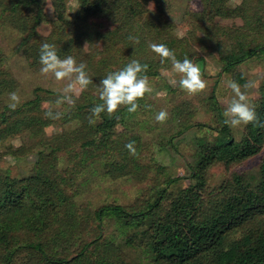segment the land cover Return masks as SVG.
I'll return each instance as SVG.
<instances>
[{
    "label": "trees",
    "instance_id": "obj_1",
    "mask_svg": "<svg viewBox=\"0 0 264 264\" xmlns=\"http://www.w3.org/2000/svg\"><path fill=\"white\" fill-rule=\"evenodd\" d=\"M80 1L74 21L83 25L74 24V36L63 38L61 30L66 23L72 28L71 20H50L47 35L39 30V24L49 21L46 0H0L2 24L19 29L20 46L33 68L39 71L42 67L40 47L47 42L55 46L60 57L71 55L77 63H85L92 79V84L74 97V107L56 105L60 89L37 86L32 96L24 97L12 110L8 98L11 92H18V80L8 67V56L0 53V264H264V159L257 171L235 172L218 185L212 186L207 174L208 167L217 162L239 163L261 152L264 127L249 124L236 136L224 123L215 93L210 107L217 133L213 138L194 139L197 152L187 163L189 174L185 177L191 181L185 187L170 189L176 180L173 178L149 191L145 188L130 203L116 200L96 206L92 220L98 233L90 237L86 226L79 228L82 232L74 228L58 233L50 228L48 211L55 206V192L67 172H96L95 165H103L100 173L117 180L131 173V163L139 169L141 138L135 129H129L127 120L132 112L126 106L111 117L101 113L95 125L88 122L90 110L102 103L98 85L110 72L138 60L148 65L147 77L160 74V65L172 64L170 60L161 63L149 47L152 43L165 44L178 60L187 57L193 63L206 57L196 44L205 54L215 49V58L224 63V70L264 54V0H245L236 6L229 0H200L193 28L183 36L161 14L162 0H155L160 15L145 22L140 21L137 8L140 2L152 0ZM52 2L57 11L67 10L63 0ZM235 18L250 23L240 27L234 22L230 33L216 24L217 19ZM130 37H138L139 43ZM226 41L229 43L224 44ZM235 79L241 84L248 80L241 72ZM258 93L254 104L264 121V76ZM46 101L50 105L45 106ZM137 103L140 110L149 106V112L155 111L147 93ZM49 109L63 112V118H46ZM189 112L185 115L190 118ZM191 122H181V134L194 125ZM50 125L54 126L52 134L47 132ZM13 135L20 136L21 144L7 143ZM133 141L135 156L125 147ZM32 154L36 158L30 172L14 174L12 165H3L4 156L18 159ZM65 154L73 166L62 158ZM145 172L126 179H142ZM87 181L86 176L79 183L82 186ZM110 225L114 228L109 231ZM72 226L70 223L68 228ZM44 228H50L49 235L37 239L30 235Z\"/></svg>",
    "mask_w": 264,
    "mask_h": 264
},
{
    "label": "rangeland",
    "instance_id": "obj_2",
    "mask_svg": "<svg viewBox=\"0 0 264 264\" xmlns=\"http://www.w3.org/2000/svg\"><path fill=\"white\" fill-rule=\"evenodd\" d=\"M229 1L233 6H236L241 5L245 0ZM46 2L45 12L49 21L39 24V30H42L41 32L47 35L51 29L50 20L58 22L71 20L72 28L66 23L61 30V37L74 36V26L83 25V22L74 21L78 16L81 1L63 0V3L67 6L66 11H57L52 0H46ZM157 4L155 0L147 3L140 2L137 8L140 21L145 22L147 18H153L155 14L160 15ZM120 9L121 7L117 6L119 12ZM161 9V14L168 19V22L175 24V32L179 36H183L187 35L189 30L193 28L195 15L199 14L201 10L200 0H162ZM234 22L240 27H247L250 23L245 24L243 19L235 18L234 20L217 19L216 24H220L225 32L230 33L233 32L230 27L234 26ZM108 27H111V25ZM21 38L22 35L16 26L2 24L0 18V53H5L8 56V67H10V70L18 80L19 89L17 94L20 100H23L24 97L32 96L33 90L37 86L61 90L67 84V81H56L51 74L46 76L41 74L40 70L37 71V69L33 68L30 59L26 57V50L20 46ZM228 43L229 41L224 42V44ZM196 47L200 54L206 56L204 61L194 64L201 68L203 79L207 81V88L201 93L189 94L179 87L178 82L181 77L180 74L174 73L172 65H160L161 73L148 77L153 91L147 94L154 104L155 111L149 112V106L141 110L138 108L136 112H132L131 119L127 120V123L130 124L129 129H135L141 138L138 155L139 169L136 170L131 163L129 167L131 173L117 180L109 177L105 178L100 173L101 170L105 169L103 165H95L96 172L94 170H83V175L73 171L71 173L67 172L63 175L65 177L55 192L52 202V206H55L48 211L51 223L50 228L57 229L58 233L67 230L71 231L74 228L75 232H82L79 228L86 226L87 230H85V233H88L87 237H90L98 233L97 226L92 220L93 210L96 206L116 200L122 203H130L145 188L149 191L153 185L161 184V181L173 178H176V180L171 182L169 185L170 189L177 191L185 187L191 181L190 178L185 177L189 174L187 163L193 160L194 153L196 154L197 152V145L194 139L196 136L213 138L217 133L215 131L217 126L214 118L215 113L210 107V102H212L211 95L213 93L217 95L219 105L224 111L225 102L233 96L231 89L227 87V83L229 81L237 82L235 75L241 72L248 79L247 82L250 81L254 84V87L247 89L250 100L252 103L257 100L259 87L264 76V54L248 58L244 63L235 66L233 70H224V63L215 58L217 56L215 49L205 54L206 52L197 44ZM173 79L177 81L176 86L170 83ZM239 84L241 86L244 85ZM48 105L50 104L46 101L45 106ZM182 109L183 111H181ZM189 109L191 110L189 112L190 118L185 115ZM161 110H165L168 113V118L163 123L157 122L155 119L157 111ZM181 114L182 116L185 115L182 119L180 117ZM189 120H192L191 124L194 125L181 134V122L184 123ZM120 127L122 128L123 126ZM53 129V125L47 127L48 134H52ZM243 129L244 126L234 129L236 136L239 137ZM10 142L17 146L21 144L22 139L18 135H13L8 138L7 143ZM35 158L36 156L33 154L18 159L4 156L2 161L5 166L12 165L14 174H21L32 170ZM62 158L68 162L69 166L74 165L73 161H68V155L65 154ZM263 159L264 147L257 155L239 163L226 164L217 162L208 167L209 181L214 186L231 178L235 172L250 173L257 171ZM129 168H127V171H129ZM144 171H146L145 177L142 179H126L128 176H134L136 172L137 174L141 172L140 174L143 176ZM86 172L88 181L81 186L80 183H83ZM70 223L73 226L68 228ZM111 227L114 228L113 225H110L109 231ZM50 228L35 229L39 233L35 235L31 233L30 235L34 239H37L38 236H47L51 232Z\"/></svg>",
    "mask_w": 264,
    "mask_h": 264
},
{
    "label": "clouds",
    "instance_id": "obj_3",
    "mask_svg": "<svg viewBox=\"0 0 264 264\" xmlns=\"http://www.w3.org/2000/svg\"><path fill=\"white\" fill-rule=\"evenodd\" d=\"M135 43H139L138 37H130ZM151 50L161 58V63L170 60L174 73L180 74L179 87L189 94H198L207 88V81L203 79L201 68L194 64L192 60L185 57L183 61L178 60L175 51L165 44L152 43L149 45ZM40 72L43 75L51 74L56 81H67V84L60 90V98L56 101L59 106L67 103L75 106L74 97L78 98L81 91L92 84V79L86 71L87 65L83 62L77 63L76 59L69 55L61 58L53 44L42 43L40 47ZM147 64H141L138 60H132L124 68L110 72L103 78L99 85V99L102 103L96 104L90 111L89 124L95 125L96 118L101 113L106 112L109 117L113 116L122 106L127 107V111L136 112L139 105L137 101L144 98L146 93L153 91L146 73ZM170 83L176 86L177 81L171 80ZM227 87L231 89L233 96L227 100L223 111L224 123L232 129L252 124L254 127H264L256 105L252 103L247 93V89L254 87L253 82H246L241 86L236 81H229ZM243 89V90H242ZM11 103L9 108L15 110L20 103L17 92L9 94ZM64 113L51 109L45 112V117L52 120L63 118ZM168 113L161 110L155 117L157 122L163 123L167 120ZM135 142H129L125 147L130 154L136 155Z\"/></svg>",
    "mask_w": 264,
    "mask_h": 264
}]
</instances>
